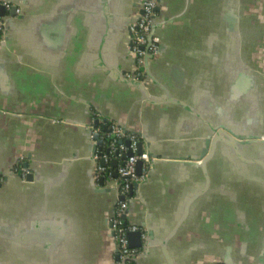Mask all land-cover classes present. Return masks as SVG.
I'll return each instance as SVG.
<instances>
[{"label":"crops","instance_id":"1","mask_svg":"<svg viewBox=\"0 0 264 264\" xmlns=\"http://www.w3.org/2000/svg\"><path fill=\"white\" fill-rule=\"evenodd\" d=\"M13 1L0 41V264H120L119 197L93 183L92 112L142 133L157 157L124 217L150 233L135 264H264V167L220 142L202 165L218 127L264 164V0H161L163 48L143 87L122 78L140 0Z\"/></svg>","mask_w":264,"mask_h":264},{"label":"built area","instance_id":"2","mask_svg":"<svg viewBox=\"0 0 264 264\" xmlns=\"http://www.w3.org/2000/svg\"><path fill=\"white\" fill-rule=\"evenodd\" d=\"M13 6L16 7L17 16L20 11L19 3L13 0L0 1V10L3 7L7 12ZM157 6H160L159 0H140L137 10L128 17L126 47L133 56L135 64L132 72L122 74L124 79L139 83H143L147 79L146 58L148 55L156 56L160 49V39L154 30L162 23L163 18L156 11ZM13 18L14 16L7 13L0 14V41L7 36L8 23ZM92 122L93 125L89 127V131L94 139L96 137V150L92 157L94 182L98 187L113 189L119 197L110 218L116 244V255H118L120 264H135L143 248L146 247L148 236L144 228L126 223L124 217L128 210L129 201L134 198L136 193L134 184L139 185L147 180L154 158L145 149L144 139L138 133L125 131L120 123L103 117L98 112H92ZM97 142L100 144L97 145ZM139 143H142L140 153L138 151ZM128 151H131L132 155L122 161V157ZM113 160L118 161L116 167L112 165ZM139 161L142 162V165L138 175L136 165ZM14 171L23 178L29 173L28 166L23 162L18 163ZM114 171L117 173L116 177H113ZM101 178L104 181L102 185H99ZM3 181L4 177L0 176V184ZM133 231H140L142 247H130L127 234Z\"/></svg>","mask_w":264,"mask_h":264},{"label":"water","instance_id":"3","mask_svg":"<svg viewBox=\"0 0 264 264\" xmlns=\"http://www.w3.org/2000/svg\"><path fill=\"white\" fill-rule=\"evenodd\" d=\"M160 1V6H157L156 7V11L160 14V16H161V14H162V12H161V10H162V3H161V0H159ZM138 4H139V2H138ZM138 4H137V6H138ZM6 13V10L2 7L1 8V10H0V14L1 15H4ZM9 14L11 15V16H16V7L15 6H13L11 9H10V11H9ZM162 17V16H161ZM128 21V20H127ZM163 22V21H162ZM126 24H127V22H126ZM161 25V24H160ZM160 25H158V26H160ZM8 26H9V23H8ZM8 28V27H7ZM125 30H126V27H125ZM157 30V29H156ZM156 30H154V33L156 34ZM127 31V30H126ZM127 33V32H126ZM162 48H163V46H162V44H161V41H160V49H159V52H158V54L157 55H159L160 53H161V51H162ZM156 55V56H157ZM156 56H154V57H156ZM154 57H152V55H148L147 56V61H146V64H147V66H146V75H147V77H150L151 76V74H150V72H149V66H148V63H149V61L148 60H151L152 58H154ZM151 78V77H150ZM124 79V78H123ZM125 81H129V80H127V79H124ZM154 80V79H153ZM155 81V80H154ZM130 83L132 82L133 84H135V85H140V86H144L143 85V83H139V82H135V81H129ZM97 123V122H96ZM125 131H127L126 129H124ZM128 132V131H127ZM129 132H133V131H129ZM213 139H212V143H210V139H206L205 140V148H206V150L209 148V145L211 144V146H210V153H209V155H208V157L206 158V159H204V161H202V165L205 167V164L207 163V161H209L211 158H212V154L214 153V149H215V146H216V144L218 143V142H220V143H222V144H224V145H226L227 147H229L230 149H232L233 151H234V153L236 154V156L241 160V161H244V162H254V163H258V164H260L262 167H264V164L261 162V161H258V160H250V159H247V158H245L243 155H242V153H241V151H240V147H239V142H241V141H245V138L246 137H243V136H236V137H233V136H231L230 134H228V132L223 128V127H218V129H214L213 131ZM133 133H138L139 135H141L142 137H143V135H142V133H140V132H133ZM251 138H253V137H251V136H249L248 137V139H251ZM95 139H96V137H95ZM144 139V138H143ZM145 140V139H144ZM96 142V141H95ZM144 143H146V145L149 147V143H147L146 141H144ZM100 144V142H97V145H99ZM139 147H138V151H139V153L142 151V143H139V145H138ZM147 147V148H148ZM92 150H93V154H94V152H95V150H96V145H94L93 146V148H92ZM148 153L151 155V156H153V158H154V161L152 162V167H151V169H150V171H149V173H151V170H152V168H153V166H154V163L156 162V158L157 157H155V155H153L152 153H151V151L149 150L148 151ZM132 155V153H131V151H128L127 153H126V155H124L123 157H122V161H124L127 157H129V156H131ZM92 157H93V155H92ZM102 164H103V162H101ZM117 164H118V161L117 160H113L112 161V165H113V167H116L117 166ZM141 165H142V162L141 161H139L138 163H137V165H136V172H137V174L139 175V173H140V169H141ZM93 173H94V168H93ZM117 176V173H116V171H114L113 172V177H116ZM29 178H31L30 177V175H29ZM6 179V178H5ZM148 179V178H147ZM94 181V180H93ZM103 178H101L100 180H99V185H102L103 184ZM147 182V180L145 181V182H143V183H141V184H134V186H136L135 188H136V193H135V195L136 194H138V191H139V186H141V185H145V183ZM94 183V185H95V187H96V189H98V190H107L108 191V188L107 187H98L97 185H96V183L95 182H93ZM1 185V184H0ZM135 195H134V198H135ZM131 201H129V203H130ZM109 226H110V231H111V233L113 234V236H114V233H113V230L111 229V227H112V225H111V222L109 221ZM139 226V225H138ZM141 227V226H140ZM144 228V227H143ZM145 231H146V234H147V236H148V238H147V241H146V247L144 248V251H147L148 250V246L149 245H147L148 244V240H149V236H150V233H149V231H147L146 229H145ZM128 242H129V245H130V247H142V241H141V233H140V231H133V232H129L128 234ZM115 252H116V244H115ZM140 257V256H139ZM116 259L117 260H119V258H118V255H116ZM136 261H137V259H136ZM215 264V263H214Z\"/></svg>","mask_w":264,"mask_h":264},{"label":"trees","instance_id":"4","mask_svg":"<svg viewBox=\"0 0 264 264\" xmlns=\"http://www.w3.org/2000/svg\"><path fill=\"white\" fill-rule=\"evenodd\" d=\"M102 129H103V127H102Z\"/></svg>","mask_w":264,"mask_h":264}]
</instances>
